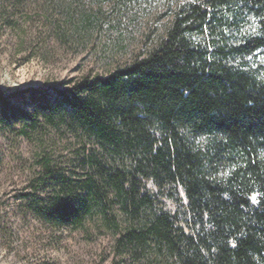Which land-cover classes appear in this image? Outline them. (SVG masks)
Masks as SVG:
<instances>
[{"label":"trees","instance_id":"obj_1","mask_svg":"<svg viewBox=\"0 0 264 264\" xmlns=\"http://www.w3.org/2000/svg\"><path fill=\"white\" fill-rule=\"evenodd\" d=\"M92 1L122 19L150 0ZM163 15L145 51L32 92V114L1 97L5 116L65 122L94 146L85 178L48 163L21 198L55 226L95 207L117 226V210L114 248L135 264H264V0L169 1Z\"/></svg>","mask_w":264,"mask_h":264},{"label":"rangeland","instance_id":"obj_2","mask_svg":"<svg viewBox=\"0 0 264 264\" xmlns=\"http://www.w3.org/2000/svg\"><path fill=\"white\" fill-rule=\"evenodd\" d=\"M150 0L143 10L119 19L109 2L92 0H0V103L32 114L30 94L53 95L84 76L106 74L148 47L167 23L166 5ZM0 104V264H135L114 239L117 226L95 207L79 228L38 218L21 198L48 163L85 178L93 144L65 122L14 120ZM156 191L152 185H148ZM168 192V191H167ZM183 197V193L179 192ZM167 209L175 198L160 195Z\"/></svg>","mask_w":264,"mask_h":264},{"label":"snow or ice","instance_id":"obj_3","mask_svg":"<svg viewBox=\"0 0 264 264\" xmlns=\"http://www.w3.org/2000/svg\"><path fill=\"white\" fill-rule=\"evenodd\" d=\"M254 199V198H253Z\"/></svg>","mask_w":264,"mask_h":264}]
</instances>
